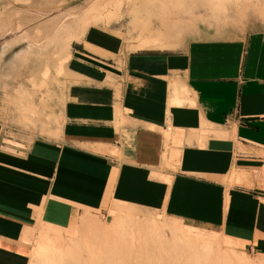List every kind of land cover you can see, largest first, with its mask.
<instances>
[{
	"label": "crops",
	"instance_id": "crops-1",
	"mask_svg": "<svg viewBox=\"0 0 264 264\" xmlns=\"http://www.w3.org/2000/svg\"><path fill=\"white\" fill-rule=\"evenodd\" d=\"M128 39L88 27L66 60L59 138L0 149V247L114 200L264 248V31L170 53ZM26 261L0 248V264Z\"/></svg>",
	"mask_w": 264,
	"mask_h": 264
},
{
	"label": "rangeland",
	"instance_id": "rangeland-1",
	"mask_svg": "<svg viewBox=\"0 0 264 264\" xmlns=\"http://www.w3.org/2000/svg\"><path fill=\"white\" fill-rule=\"evenodd\" d=\"M86 1L0 0L2 16L11 10L38 16L30 25L15 24L14 34L0 38V149L20 151L32 140L59 138L66 122L63 108L70 79L66 60L72 49H81L77 41L90 26L125 33L134 44L132 49L142 46L164 53L176 51L186 39L199 34L215 37L264 31V16L256 6L262 0H232L214 14L216 18L209 8L196 5L184 13L163 8L164 0H114L94 12L85 30L71 32L67 43L41 48L46 41L41 24ZM85 11L64 26L75 25ZM17 37L20 41L10 43ZM27 226L17 244L0 247L27 260L26 264H97L92 260L98 264H189L190 251L196 253L194 264H264V248L255 238L237 239L222 230L188 223L166 207L109 200L100 208L77 211L63 226L40 222Z\"/></svg>",
	"mask_w": 264,
	"mask_h": 264
},
{
	"label": "bare ground",
	"instance_id": "bare-ground-1",
	"mask_svg": "<svg viewBox=\"0 0 264 264\" xmlns=\"http://www.w3.org/2000/svg\"><path fill=\"white\" fill-rule=\"evenodd\" d=\"M233 1L235 2L237 0H233ZM262 1H263V4L257 2L256 6L261 7L260 13L264 16V0H262ZM113 2H114V0H88L84 3V5L78 6L77 8H75L74 10H72L68 13L55 16V17L51 18L50 20H48L47 22L41 24V29L45 30V33H46V41L44 42V46H41V48H43V49L46 48V50H47L48 49L47 47L48 46L50 47L51 44L53 46H57V45H61L64 42L67 43L69 34L71 32H74V30L76 32L78 29H84L91 22L92 15L94 14V12L98 8L103 7V6H109V5L111 6L113 4ZM231 2H232V0H166V1L164 0L163 1L164 5L162 7L170 9L172 11H176V12H182L184 10V13H187L195 5H196L195 8L207 7L211 11L210 12L211 16L213 18L214 17L216 18V16H214V14H219V12L223 11L222 9L225 8L224 6L226 4L231 3ZM246 2L249 3V0H247ZM56 5H57V3H56ZM84 10H86L84 12V14L86 12H87V14L81 20H79L75 25L71 24V25L64 26L68 21L73 20V19L74 20L78 19L79 16L78 17H74V16L81 13ZM89 10H91V11L89 12ZM45 12L49 13L47 11H45ZM37 17H38L37 15H33V14H30L27 12H20L18 10H11V11L3 14V16H2V14H0V38L7 37L9 34H14V33H12L14 26H16V25H22V26L30 25L33 21H35L37 19ZM18 41H20V40L17 37V39H15L14 42H10V41L9 42L14 44V43H17ZM27 49L29 50L28 53L31 55L33 53V51L31 50V46H28ZM19 94H20L19 96H21L23 93L19 92ZM42 245H43V243H42ZM43 246H40V247L42 248ZM38 247H39V245H38ZM173 248H172V250H173ZM41 250H43V249H41ZM46 253L47 252H45L44 254H46ZM188 254H189V258L186 259V262H188L189 264L193 262L192 264H194V262H196V259L193 257H194V254L196 255V253H193L190 251ZM96 261L98 264V260H95V261L92 260L93 263ZM221 261H224V260L221 259ZM218 263H220V262H218ZM225 264H226V262H225Z\"/></svg>",
	"mask_w": 264,
	"mask_h": 264
}]
</instances>
